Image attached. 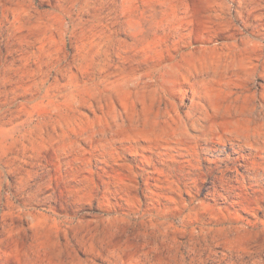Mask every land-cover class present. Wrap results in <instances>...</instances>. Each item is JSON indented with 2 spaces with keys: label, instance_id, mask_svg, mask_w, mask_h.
<instances>
[{
  "label": "rangeland",
  "instance_id": "rangeland-1",
  "mask_svg": "<svg viewBox=\"0 0 264 264\" xmlns=\"http://www.w3.org/2000/svg\"><path fill=\"white\" fill-rule=\"evenodd\" d=\"M0 264H264V0H0Z\"/></svg>",
  "mask_w": 264,
  "mask_h": 264
}]
</instances>
